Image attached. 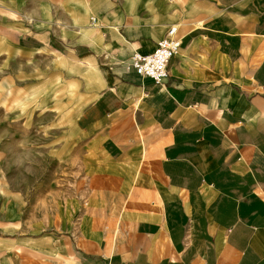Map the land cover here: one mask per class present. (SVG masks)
<instances>
[{"label": "crops", "instance_id": "crops-1", "mask_svg": "<svg viewBox=\"0 0 264 264\" xmlns=\"http://www.w3.org/2000/svg\"><path fill=\"white\" fill-rule=\"evenodd\" d=\"M172 25L157 85L130 56ZM0 75L90 181L0 264H264V0H0Z\"/></svg>", "mask_w": 264, "mask_h": 264}, {"label": "rangeland", "instance_id": "rangeland-1", "mask_svg": "<svg viewBox=\"0 0 264 264\" xmlns=\"http://www.w3.org/2000/svg\"><path fill=\"white\" fill-rule=\"evenodd\" d=\"M15 97L20 96L14 95L12 79L0 75V233L5 235L21 224H43L65 206L66 195L90 193V181H82L74 167L75 155L68 165L52 152L55 133L48 136L59 123L35 107L12 105Z\"/></svg>", "mask_w": 264, "mask_h": 264}, {"label": "built area", "instance_id": "built-area-1", "mask_svg": "<svg viewBox=\"0 0 264 264\" xmlns=\"http://www.w3.org/2000/svg\"><path fill=\"white\" fill-rule=\"evenodd\" d=\"M92 25H95L96 19L90 18ZM180 38L178 37L177 27L170 26L164 37L157 43L155 49L142 55L134 52L130 56V66L134 73L153 80L157 85H161L168 77V66L171 59L180 49Z\"/></svg>", "mask_w": 264, "mask_h": 264}]
</instances>
